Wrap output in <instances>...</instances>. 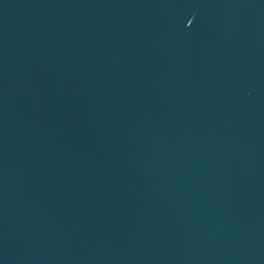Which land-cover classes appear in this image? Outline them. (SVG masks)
Returning a JSON list of instances; mask_svg holds the SVG:
<instances>
[{
	"label": "water",
	"instance_id": "1",
	"mask_svg": "<svg viewBox=\"0 0 264 264\" xmlns=\"http://www.w3.org/2000/svg\"><path fill=\"white\" fill-rule=\"evenodd\" d=\"M0 264H264V0H0Z\"/></svg>",
	"mask_w": 264,
	"mask_h": 264
},
{
	"label": "snow or ice",
	"instance_id": "2",
	"mask_svg": "<svg viewBox=\"0 0 264 264\" xmlns=\"http://www.w3.org/2000/svg\"><path fill=\"white\" fill-rule=\"evenodd\" d=\"M191 23V22H190Z\"/></svg>",
	"mask_w": 264,
	"mask_h": 264
}]
</instances>
